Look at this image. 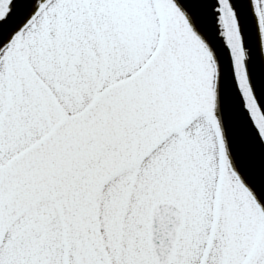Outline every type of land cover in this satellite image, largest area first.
<instances>
[{"label": "snow or ice", "instance_id": "obj_1", "mask_svg": "<svg viewBox=\"0 0 264 264\" xmlns=\"http://www.w3.org/2000/svg\"><path fill=\"white\" fill-rule=\"evenodd\" d=\"M0 264H264V0H0Z\"/></svg>", "mask_w": 264, "mask_h": 264}]
</instances>
